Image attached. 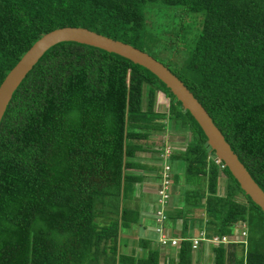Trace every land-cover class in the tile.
<instances>
[{
    "label": "trees",
    "instance_id": "16d2710c",
    "mask_svg": "<svg viewBox=\"0 0 264 264\" xmlns=\"http://www.w3.org/2000/svg\"><path fill=\"white\" fill-rule=\"evenodd\" d=\"M163 12L179 24L172 39L154 17ZM62 25L128 42L166 65L264 191V0H0V81L37 37ZM160 48L181 53V63ZM167 129L186 139L169 152L184 176L174 174L177 201L170 196L164 211L182 238L165 252L139 236V251L128 250L121 233L139 224L140 211L127 200L149 174L134 160L145 148L137 140ZM215 159L195 119L147 68L56 42L0 118V264H204L187 238L192 227L231 233L240 221L245 242L199 247L211 248V264H264V212Z\"/></svg>",
    "mask_w": 264,
    "mask_h": 264
},
{
    "label": "water",
    "instance_id": "95a60500",
    "mask_svg": "<svg viewBox=\"0 0 264 264\" xmlns=\"http://www.w3.org/2000/svg\"><path fill=\"white\" fill-rule=\"evenodd\" d=\"M64 40H73L118 53L155 74L179 100L181 106L187 109L195 119L205 134L206 142L213 150L214 155L227 167L239 187L264 212V191L253 180L204 107L184 83L166 65L148 52L85 26L62 25L54 27L42 33L30 44L0 81V118L13 90L26 72L49 46Z\"/></svg>",
    "mask_w": 264,
    "mask_h": 264
},
{
    "label": "rangeland",
    "instance_id": "374dc122",
    "mask_svg": "<svg viewBox=\"0 0 264 264\" xmlns=\"http://www.w3.org/2000/svg\"><path fill=\"white\" fill-rule=\"evenodd\" d=\"M154 17L156 19H159L160 22L163 23L161 25H166V29H164L165 33H163V35L164 36L168 35L170 37V39H172L174 31L179 26V24L168 25L167 23L169 22V18L165 12H163L162 14H160V13L156 14V15H154ZM192 23H193V21H190V25H195ZM191 30H192V28H189L188 31H191ZM183 33H186V29L180 33V36ZM169 52H170V48H160L157 51V53L163 58H166L169 54H171L170 60L175 65H179L181 63V58L183 55H181V53H178L177 51H171L170 53ZM163 98L164 99H163L162 103L160 102L155 107L157 110H165L166 98L165 97H163ZM185 140L186 139H183V137L178 133V131L170 130V129H167L162 133H151L147 139H138L137 141L143 143V146H145V148H144V150L136 152V154L134 156V160L137 164V167L140 168V166L138 164L141 163L140 165H142V167L145 169L144 171H147L155 179L156 182H159L160 178H161L162 167H163L162 164L164 162H167L170 164V166H172L171 169L174 171L173 174L175 173L177 175L178 180L183 182L184 174H183V170H182V161L180 159H176L175 157H166V158L158 157V154L156 153L157 151L155 152V148L158 146L160 147V145H159L160 143H165V145L169 146V148L171 149V152H173L175 147H182L184 145ZM177 167L179 169H177ZM173 174H171V180L172 181H174V175ZM172 181H171V183H172ZM173 185H175V184H173ZM173 185H171V186H173ZM223 185H224V177L222 175L220 178V190L223 189ZM171 186L169 187V191H170L169 197L171 196V190H170ZM174 188H176V186ZM153 189L155 190L154 182L149 186L146 185L145 183L141 182L138 189H136V188L134 189L135 191H134L133 195L127 200V203L130 206L135 207L139 211L145 205L146 213L143 214L140 212L139 213L140 218H141L143 223H146V225H150V227H152L154 230V226H155L156 222H155L154 217H153V211L157 207L158 204H157V202H155L156 194H155ZM138 190H141L142 192L141 191L138 192ZM143 192H146V193L149 192L148 195L152 199L151 205H150V208L152 209L151 214L147 213V205L148 204H146V203L144 204ZM162 206H163V210L167 211L168 207H166L165 204ZM137 226L138 225H136L135 227L129 228L126 231L121 233L126 240V247L128 250L134 248L136 251H139L140 247L137 244V238L139 236L147 237V235H142V233H140V230H139L140 227H137ZM161 226L167 228L169 230V232L173 235L178 234V229L176 227H174V224L170 223V221L168 219L167 220L164 219L161 222ZM194 227H192L190 234H192L193 230L195 229ZM154 232H155V230H154ZM201 242H203V241H201ZM161 247H163V246H161ZM168 247L169 246H164L163 248H161V250H165V252H167ZM195 250L196 251H194V252L196 254V258H197L198 262L203 261L204 264H211L212 263L211 258H210L211 253L209 252L210 250L205 249L203 251L202 245L200 247L198 245L197 248H195ZM202 251H203V253H202Z\"/></svg>",
    "mask_w": 264,
    "mask_h": 264
},
{
    "label": "built area",
    "instance_id": "2783aa9c",
    "mask_svg": "<svg viewBox=\"0 0 264 264\" xmlns=\"http://www.w3.org/2000/svg\"><path fill=\"white\" fill-rule=\"evenodd\" d=\"M170 148L165 145L164 152L162 157H169ZM217 160V157L215 161ZM223 163H221L222 165ZM161 178L159 182L155 184V194H156V202L157 207L153 211V217L156 222L154 226V230L156 233V239L160 243L161 246H177L179 241L181 240V236L179 234L173 235L169 232V230L165 227L161 226V222L166 218L163 206L170 195L169 187L171 185V166L169 163L164 162L162 164ZM233 230L231 233H222L217 234L213 233L211 235H206V231L202 227H197L193 230L192 234L188 235V239L190 240L191 247L193 249L197 248L200 245L201 241L206 243H210L212 245H217L218 243H226L229 241H243L246 235L245 232V223L240 221L233 225Z\"/></svg>",
    "mask_w": 264,
    "mask_h": 264
},
{
    "label": "crops",
    "instance_id": "0c3cea01",
    "mask_svg": "<svg viewBox=\"0 0 264 264\" xmlns=\"http://www.w3.org/2000/svg\"><path fill=\"white\" fill-rule=\"evenodd\" d=\"M172 167V166H171ZM181 168V167H180ZM183 168V167H182ZM177 169H179L178 167H177ZM171 172H172V174H173V170H171ZM175 174V173H174ZM173 174V175H174ZM175 176V175H174ZM154 182V186H155V184H156V181H155V179L150 175V174H147V175H145L144 177H143V179H142V183H145L146 185H151L152 183ZM173 184H175V185H173ZM171 185H173V186H171ZM171 201L173 202V203H176V201H177V194H178V191H177V187H178V183H176V181L174 182V181H172V183H171ZM138 186V185H137ZM176 186V188H174ZM154 190V189H153ZM139 191H141V190H138V192ZM142 192V191H141ZM149 192H143V198H144V204L146 203V204H148L147 205V213H150L151 214V208H150V205H151V201H152V199L149 197ZM140 212L141 213H146V211H145V205H144V207H142L141 209H140ZM137 227H140L139 228V230H140V233H142V235H147V237H149V238H151V239H154L155 240V238H156V234H155V232H154V230H153V228L152 227H150V225H146V223H143L142 222V220H141V218H140V221H139V224H138V226ZM195 228V227H194ZM205 249H207V250H211V248L210 247H208L207 248V246L205 245L204 246V250ZM210 253H212L211 251H209Z\"/></svg>",
    "mask_w": 264,
    "mask_h": 264
}]
</instances>
